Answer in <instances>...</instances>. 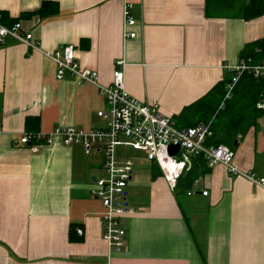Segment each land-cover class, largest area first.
<instances>
[{
    "label": "crops",
    "instance_id": "crops-1",
    "mask_svg": "<svg viewBox=\"0 0 264 264\" xmlns=\"http://www.w3.org/2000/svg\"><path fill=\"white\" fill-rule=\"evenodd\" d=\"M43 1L0 0L6 18L20 20L38 43L9 37L0 47V264H264V187L223 163L195 179L191 199L174 193L162 173L153 179L152 164L131 186L133 165L132 213L120 219L125 240L113 251L102 236L101 200L90 190L104 174L100 152L53 135L61 125L103 126L104 97L68 71L58 78L44 53L72 44L102 84L121 60L126 91L174 118L223 79L245 43L264 36V13L208 16L206 0H49L41 13ZM127 4L136 35L124 38ZM38 132L52 141L36 150L21 142ZM233 149L238 169L264 175V116Z\"/></svg>",
    "mask_w": 264,
    "mask_h": 264
},
{
    "label": "built area",
    "instance_id": "built-area-1",
    "mask_svg": "<svg viewBox=\"0 0 264 264\" xmlns=\"http://www.w3.org/2000/svg\"><path fill=\"white\" fill-rule=\"evenodd\" d=\"M130 5L124 8L125 29L124 38L134 37L131 30L135 20L130 15ZM11 37L27 46H36L33 33L23 27L20 20L7 23L0 11V47ZM56 63V76L63 78L65 72L71 73L77 80L92 81L98 85L103 95L106 107L97 114L105 120L103 126L85 129L73 125L56 127L53 135H59L64 144L79 143L87 153L100 152L103 175L96 177L90 190L100 198L104 211L102 213L103 233L109 247L119 251L124 244L126 231L121 226L120 219L132 213L127 201V183L132 178L134 160L128 155L118 157L117 146L123 145L143 150L146 159L157 164L170 188H174L182 173L190 168L196 155H203L208 167L218 163L226 165L229 172L241 175L246 179L259 183L264 187V175L257 176L251 171L238 169L233 160L235 151L223 143L208 145L206 140L212 135L210 123L201 122L193 126L179 127L176 120L163 114L156 101L145 102L130 95L124 86L123 62L117 60L112 72V79L107 84L99 82L98 70L82 66L76 59V51L72 44L44 51ZM231 70L235 75L228 83V93L237 82L243 71L252 73L255 77L264 75V61L254 64L246 59L239 60ZM257 107L264 112V92L257 101ZM51 139V135L26 133L21 142L38 149L40 143H31L32 139ZM48 142V141H47ZM170 145H178L175 153ZM197 182V181H195ZM203 190V194H207ZM190 193V192H189ZM81 235L83 229L76 228Z\"/></svg>",
    "mask_w": 264,
    "mask_h": 264
},
{
    "label": "trees",
    "instance_id": "trees-1",
    "mask_svg": "<svg viewBox=\"0 0 264 264\" xmlns=\"http://www.w3.org/2000/svg\"><path fill=\"white\" fill-rule=\"evenodd\" d=\"M50 3L51 1L44 0L39 8L40 12L45 13V7ZM205 8V14L208 16L233 15L250 19L264 13V0H249L239 6L232 3L231 0H206ZM5 20L7 23H11L17 19L8 20L5 16ZM238 58L239 60L246 59L254 64L264 61V36L245 43ZM234 75V70L225 71L222 80L214 84L203 96L185 106L174 117L177 125L184 127L208 122L212 129V135L207 138L206 144L223 143L234 148L238 135L246 134L249 128L255 126L258 119L264 116V112L256 105L264 92V75L255 77L252 73L243 71L227 94V85ZM31 120V117H27L26 128ZM29 131H37V129L30 130L29 128ZM31 143L42 144L45 141L44 139H32ZM210 169L203 156L196 157L193 159L191 167L178 178L173 188L174 193L182 190L183 192L191 191L195 179L209 172ZM160 173L161 170L157 164L152 163V178H156Z\"/></svg>",
    "mask_w": 264,
    "mask_h": 264
},
{
    "label": "rangeland",
    "instance_id": "rangeland-1",
    "mask_svg": "<svg viewBox=\"0 0 264 264\" xmlns=\"http://www.w3.org/2000/svg\"><path fill=\"white\" fill-rule=\"evenodd\" d=\"M75 144H79V143H75ZM81 145V144H80ZM117 153H118V157L120 159H122L124 157V155H128L130 157L133 158L134 160V177L131 180V186L135 187L137 184H142V182L146 179L147 174L150 172L151 169V161H149L148 159H146L145 157V153L143 150L140 149H135L133 147H127V146H117ZM184 196L188 199L193 198V196H187L186 192L184 191ZM194 193V190H193ZM133 196L132 192H131V197ZM134 198V196L132 197ZM186 206V204H185ZM184 206V207H185Z\"/></svg>",
    "mask_w": 264,
    "mask_h": 264
},
{
    "label": "water",
    "instance_id": "water-1",
    "mask_svg": "<svg viewBox=\"0 0 264 264\" xmlns=\"http://www.w3.org/2000/svg\"><path fill=\"white\" fill-rule=\"evenodd\" d=\"M178 145H170L169 149L172 153H175L178 150Z\"/></svg>",
    "mask_w": 264,
    "mask_h": 264
},
{
    "label": "bare ground",
    "instance_id": "bare-ground-1",
    "mask_svg": "<svg viewBox=\"0 0 264 264\" xmlns=\"http://www.w3.org/2000/svg\"><path fill=\"white\" fill-rule=\"evenodd\" d=\"M74 49H75V48H74ZM174 119H175V118H174ZM192 126H193V125H192ZM184 127H185V126H184ZM45 135H47V134H45ZM49 135H50V134H49ZM51 137H52V135H51ZM46 140H47L48 142L44 140L45 143H42V144H46V143H49V142L52 141V139H49V138H47ZM67 145H69V144H67ZM227 146H228V145H227ZM229 147H230V146H229ZM102 159H103V158H102ZM102 159H101V161H102ZM233 162H234V160H233ZM152 163H153V162H152ZM257 184H259V183H257ZM260 185H261V184H260Z\"/></svg>",
    "mask_w": 264,
    "mask_h": 264
}]
</instances>
